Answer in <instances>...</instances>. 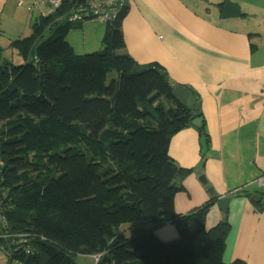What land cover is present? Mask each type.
<instances>
[{
  "label": "trees",
  "instance_id": "1",
  "mask_svg": "<svg viewBox=\"0 0 264 264\" xmlns=\"http://www.w3.org/2000/svg\"><path fill=\"white\" fill-rule=\"evenodd\" d=\"M87 3L61 0L10 43L23 62L0 65V234L10 237L0 249L8 264H75L104 249L101 264H224L230 225L206 228L216 200L174 211L192 170L170 158L171 137L200 119L208 139L198 96L183 107L162 67L116 55L123 10L105 24L102 50L76 54L65 38L84 21L68 16ZM168 224L177 237L164 242L156 231Z\"/></svg>",
  "mask_w": 264,
  "mask_h": 264
},
{
  "label": "crops",
  "instance_id": "2",
  "mask_svg": "<svg viewBox=\"0 0 264 264\" xmlns=\"http://www.w3.org/2000/svg\"><path fill=\"white\" fill-rule=\"evenodd\" d=\"M226 2L239 6L234 17H223ZM122 12L119 53L159 65L172 85L198 96L191 103L208 139L191 125L170 140V158L192 170L174 198L176 215L216 200L206 228L230 225L223 263L264 264V190L255 184L264 174V0H125ZM156 236L170 242L177 233L168 224ZM8 263L0 249V264Z\"/></svg>",
  "mask_w": 264,
  "mask_h": 264
},
{
  "label": "rangeland",
  "instance_id": "3",
  "mask_svg": "<svg viewBox=\"0 0 264 264\" xmlns=\"http://www.w3.org/2000/svg\"><path fill=\"white\" fill-rule=\"evenodd\" d=\"M32 3L33 0H5L4 2L0 0V65L2 66L5 63L20 65L23 62L17 52L10 48V43L30 35L31 25L35 19L40 16L41 12L48 11L47 8H34ZM28 8L30 11L27 10ZM32 8L34 11H31ZM82 23L81 27L77 26L68 33L65 41L71 43L75 53L79 55L99 52L103 48L101 41L106 25L92 20ZM121 51H118L116 55H121L122 53H119ZM112 76L116 78L114 71L108 75L107 84L112 80ZM131 228V225H122L119 231L123 232L126 237H131ZM73 261L75 264H90V260L82 256H76Z\"/></svg>",
  "mask_w": 264,
  "mask_h": 264
},
{
  "label": "built area",
  "instance_id": "4",
  "mask_svg": "<svg viewBox=\"0 0 264 264\" xmlns=\"http://www.w3.org/2000/svg\"><path fill=\"white\" fill-rule=\"evenodd\" d=\"M61 4V0H33V6L37 9L47 8V12H41L43 16L54 12ZM125 0H103L99 2L87 3L85 9L80 10L82 13H75L68 16V21H99L104 24H109L117 19L120 11L124 9ZM255 184L264 190V174L255 180ZM5 225L4 217L0 211V231ZM15 236V235H14ZM20 237V236H15ZM10 237L6 234H0V241L7 240ZM18 243H25V240H19ZM18 248L16 249V251ZM15 264V263H11Z\"/></svg>",
  "mask_w": 264,
  "mask_h": 264
},
{
  "label": "water",
  "instance_id": "5",
  "mask_svg": "<svg viewBox=\"0 0 264 264\" xmlns=\"http://www.w3.org/2000/svg\"><path fill=\"white\" fill-rule=\"evenodd\" d=\"M239 11H240L239 6L237 4L232 3V2H226L224 7H223V17H225V18L234 17L236 15V13H238ZM171 96L181 106H183V107L187 106V100L189 97V92L184 86H176V88L173 90ZM200 125H201L200 119H195L192 121V126L199 128ZM201 179H203V181H204V178L201 177L199 180L202 181ZM227 205H228V199H226V198L220 199L219 202L217 203V207L224 212H226Z\"/></svg>",
  "mask_w": 264,
  "mask_h": 264
},
{
  "label": "clouds",
  "instance_id": "6",
  "mask_svg": "<svg viewBox=\"0 0 264 264\" xmlns=\"http://www.w3.org/2000/svg\"><path fill=\"white\" fill-rule=\"evenodd\" d=\"M108 254L107 249L95 251L90 254L92 264H101L103 258Z\"/></svg>",
  "mask_w": 264,
  "mask_h": 264
}]
</instances>
